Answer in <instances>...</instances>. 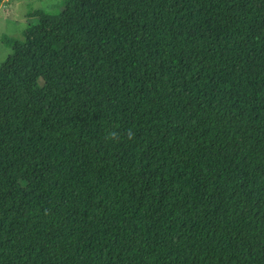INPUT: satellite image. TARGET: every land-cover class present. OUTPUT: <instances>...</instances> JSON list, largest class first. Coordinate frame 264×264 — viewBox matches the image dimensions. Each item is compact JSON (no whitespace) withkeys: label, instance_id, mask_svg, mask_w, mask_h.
<instances>
[{"label":"trees","instance_id":"1","mask_svg":"<svg viewBox=\"0 0 264 264\" xmlns=\"http://www.w3.org/2000/svg\"><path fill=\"white\" fill-rule=\"evenodd\" d=\"M39 24L0 65V264H264V0Z\"/></svg>","mask_w":264,"mask_h":264},{"label":"rangeland","instance_id":"2","mask_svg":"<svg viewBox=\"0 0 264 264\" xmlns=\"http://www.w3.org/2000/svg\"><path fill=\"white\" fill-rule=\"evenodd\" d=\"M84 0H3L0 2V65L12 55L6 41L24 42L40 33L39 19L66 8H81Z\"/></svg>","mask_w":264,"mask_h":264}]
</instances>
